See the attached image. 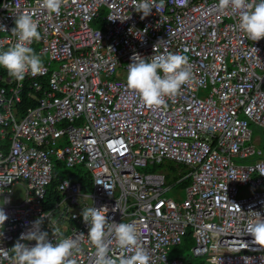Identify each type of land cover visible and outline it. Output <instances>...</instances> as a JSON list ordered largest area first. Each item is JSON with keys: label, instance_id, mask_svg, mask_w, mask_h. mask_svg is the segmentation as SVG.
I'll list each match as a JSON object with an SVG mask.
<instances>
[{"label": "built area", "instance_id": "obj_1", "mask_svg": "<svg viewBox=\"0 0 264 264\" xmlns=\"http://www.w3.org/2000/svg\"><path fill=\"white\" fill-rule=\"evenodd\" d=\"M135 2L64 0L53 13L42 0H0V51L17 42L15 19L29 13L40 39L28 46L44 66L23 81L0 75V208L8 216L0 264H15L10 249L42 215L50 241L52 222L80 241L76 264H95L82 217L91 206H107L110 223L135 224L150 264H198L169 256L189 229L191 254L206 264H264V247L244 232L254 212L264 216V150L252 142V124L264 130V38L249 40L239 13L219 0H164L161 13L153 8L144 19ZM169 52L188 57L192 79L148 107L127 87L128 64L134 53ZM27 84L37 105L20 117ZM57 161L81 166L92 186L65 177L61 198L47 200ZM165 161L188 173L168 182L166 171L147 170ZM110 239L109 255L118 254Z\"/></svg>", "mask_w": 264, "mask_h": 264}, {"label": "clouds", "instance_id": "obj_2", "mask_svg": "<svg viewBox=\"0 0 264 264\" xmlns=\"http://www.w3.org/2000/svg\"><path fill=\"white\" fill-rule=\"evenodd\" d=\"M64 0H42V5L49 12H58ZM177 7H185L188 0H173ZM137 12H142L141 19L149 16L153 8L162 12L164 0H136L133 5ZM220 9L231 8L238 12V26L251 41L264 38V0H219ZM15 27L11 33L17 42L7 50L0 51V66L7 69L9 75L17 81H23L29 72L35 76L42 74L43 61L28 45L40 39L37 22L29 13L16 17ZM146 31V29H145ZM156 48L154 49V52ZM132 62L127 68V87L139 93L143 103L148 107H160L165 97L178 94L183 85L190 82L192 73L189 59L180 53H162L143 59L137 53L131 57ZM264 174V173H262ZM235 179V178H234ZM116 209H119L116 205ZM116 209H113L114 211ZM107 206L83 208L82 217L89 225L87 234L95 248V264H150V254L142 246L140 233L133 223L109 222ZM8 219L5 211L0 208V225ZM45 215L32 222L28 232L22 233L19 240L10 249L15 264H76L74 253L80 251V241L64 237L60 229L51 222L55 242L48 239V232L41 230ZM251 235L253 243L264 247V216L254 212L253 217L244 229ZM110 237H114L119 249L118 254L109 255ZM36 241L34 246L20 241ZM9 250H4L7 256Z\"/></svg>", "mask_w": 264, "mask_h": 264}, {"label": "trees", "instance_id": "obj_3", "mask_svg": "<svg viewBox=\"0 0 264 264\" xmlns=\"http://www.w3.org/2000/svg\"><path fill=\"white\" fill-rule=\"evenodd\" d=\"M103 13L105 10L102 11ZM97 22H94L95 25ZM99 25V24H98ZM37 45V44H36ZM0 75H2L3 78L9 77V73L7 70L3 69L0 66ZM0 86H7L6 82L3 80H0ZM37 105V100L32 94V90L29 88V84L26 85L24 88V92L22 93V100L17 105L19 116L22 117L26 115L31 109H33ZM254 130L261 129L260 127L256 126L255 124H252ZM262 145L264 150V131H262ZM177 164L173 161H165L162 163H155L153 165H149L147 170L150 171H157V170H164L166 171V176L168 182H173L174 180L178 179L179 177L183 176L184 174L188 173V169L184 165L176 166ZM65 164L61 161L56 162V166L54 168V176L51 185L49 186V193H48V199L51 200L52 198H61L59 191L57 190L58 183L62 178L68 177L70 180H78L82 182L83 188L85 190L89 189L92 186V182L90 180L91 176L88 172L84 171V169L81 166L74 167L72 169L65 168ZM63 171H65V175L63 174ZM180 171V174L178 173ZM190 178H186L177 187L176 191H181L184 189L189 183ZM195 242V238L192 234V230L189 229L188 234L185 236V239L182 244L175 246V248H179L184 245H192ZM186 260L197 262L198 264H206L205 257H201L200 260H196L197 257L193 256L191 253L182 255Z\"/></svg>", "mask_w": 264, "mask_h": 264}, {"label": "rangeland", "instance_id": "obj_4", "mask_svg": "<svg viewBox=\"0 0 264 264\" xmlns=\"http://www.w3.org/2000/svg\"><path fill=\"white\" fill-rule=\"evenodd\" d=\"M253 127V126H252ZM253 131H255L254 132V134H253V140H252V142H254L258 147H261V148H263V146H260V145H258L254 140H255V138L257 137V136H260V134L262 133V131H264L262 128L261 129H256V130H254V128H253ZM66 168V170L67 169H72V168H69V167H65ZM140 170H142L141 168H139ZM62 175H65V171H63V174ZM178 187V186H177ZM177 187H176V190H177ZM18 194L19 195H21V197L23 196V194H24V190L23 189H21L20 191H18ZM181 196H184V193H181L180 194ZM167 196H172V193L170 192V193H167ZM192 246H193V244L190 246V245H184V246H181V247H179V248H175V247H173L170 251H169V256L170 257H177V256H182V255H185V254H189V253H191V249H192ZM200 258L201 257H197L196 258V260L198 261V260H200Z\"/></svg>", "mask_w": 264, "mask_h": 264}, {"label": "crops", "instance_id": "obj_5", "mask_svg": "<svg viewBox=\"0 0 264 264\" xmlns=\"http://www.w3.org/2000/svg\"><path fill=\"white\" fill-rule=\"evenodd\" d=\"M255 132V131H254ZM262 133L260 134V136H257L256 138H255V142L258 144V145H260V146H263L262 145Z\"/></svg>", "mask_w": 264, "mask_h": 264}]
</instances>
